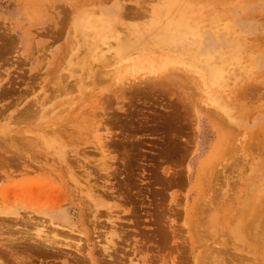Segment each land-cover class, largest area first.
Wrapping results in <instances>:
<instances>
[{"label": "rangeland", "instance_id": "374dc122", "mask_svg": "<svg viewBox=\"0 0 264 264\" xmlns=\"http://www.w3.org/2000/svg\"><path fill=\"white\" fill-rule=\"evenodd\" d=\"M0 264H264V0H0Z\"/></svg>", "mask_w": 264, "mask_h": 264}, {"label": "bare ground", "instance_id": "6f19581e", "mask_svg": "<svg viewBox=\"0 0 264 264\" xmlns=\"http://www.w3.org/2000/svg\"><path fill=\"white\" fill-rule=\"evenodd\" d=\"M176 4H178V3H176ZM169 6H170V7H172V6L174 7L175 5L172 4V3H170ZM181 6H182V5L179 6V10H184V9H181ZM193 10H194V9H193ZM159 11H161V10H159ZM168 11H169V12H172L171 10H168ZM174 12H175V11H174ZM178 12H179V11H176V13H178ZM164 14H165V13H164ZM157 15H159V13H157ZM191 15H194V13H192ZM168 18H169V17H167V19H168ZM179 18H180V17H179ZM181 18H182V17H181ZM182 21H183V19H182ZM182 21H180V23H181ZM167 22H168V21H167ZM171 22H172V21H171ZM174 22H176V21H174ZM102 23H103V22H102ZM168 23L170 24V22H168ZM176 23H177V22H176ZM101 25H103V24H101ZM101 25H100V26H101ZM105 25H106V24H105ZM154 25L156 26V23H154ZM183 26H185V25H183ZM164 27H165V26H164ZM106 29H107V28H106ZM163 29H164V28H163ZM166 29H168V28H166ZM168 31H169V30H168ZM182 31H183V30H182ZM182 31H181V33H182ZM177 32H178V31H177ZM179 32H180V31H179ZM172 34H173V33H172ZM184 34H185V33H184ZM176 37H177V36H176ZM176 37H175V38H176ZM173 38H174V36H173ZM143 39H145V37H143ZM158 40H159V39H158ZM139 43H140V42H139Z\"/></svg>", "mask_w": 264, "mask_h": 264}]
</instances>
